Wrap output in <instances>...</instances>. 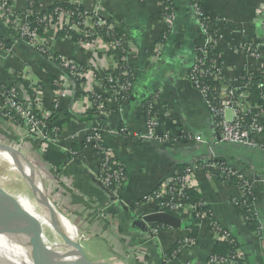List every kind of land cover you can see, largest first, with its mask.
Wrapping results in <instances>:
<instances>
[{"label":"crops","instance_id":"1","mask_svg":"<svg viewBox=\"0 0 264 264\" xmlns=\"http://www.w3.org/2000/svg\"><path fill=\"white\" fill-rule=\"evenodd\" d=\"M27 2L13 0L15 12L24 13L28 9ZM72 3L97 13L123 33L130 47L128 63L134 74V83L129 99L120 110L116 109L113 116L103 117L106 121L80 122L71 118L60 134L47 140L32 133L27 123L16 116L9 119L0 114V134L6 140L3 144L18 150L34 165L38 173H31L42 177L50 208L67 220L73 230L78 228L88 237L82 248L92 261L108 264L115 260L117 264H207L208 254L215 244L211 224L215 221L237 240L247 264H264V152L220 141L200 92L185 78L201 44V32L191 0H172L174 27L171 35L161 41L164 23L159 0H38L31 9L34 13H42L54 4ZM199 6L209 18L226 19L235 24L234 29H225L215 39L211 55L222 65L225 78L235 83L244 69L264 73V50L258 59H249L240 50L243 39L246 42L252 37L258 40L256 33L264 24V0H200ZM240 30L245 32L243 37ZM0 34L4 39L0 40V83L14 91L20 101H30L36 104L40 115L51 116L54 83L62 78L70 89H66L67 95L61 99L56 114L64 119L68 114L82 117L90 113L88 101L82 95L75 98L73 80L60 68L53 55L102 73L113 62L104 42L75 43L68 37L46 34L43 38L49 53L45 55L17 39L4 27L1 19ZM147 101L153 104L158 116V133L169 134L165 143L145 137ZM225 115L232 119L234 112L227 109ZM97 128L102 132L104 144L113 149L125 169L126 179L117 197L100 186L97 174L100 157L82 144L84 138ZM123 129L130 132L132 138L122 134ZM6 133L10 137H6ZM196 137L200 140L197 141ZM74 143H77L76 152L71 151ZM220 163L253 184L254 210L262 226L259 237L239 203L235 182L220 179L210 168L211 164ZM184 167L194 169V187L213 220L208 217L194 219L189 211H184L174 215L181 220L179 229L160 225L154 235V226H147L148 230H145L142 223L138 225L137 214L129 207ZM5 175L6 184L9 175ZM10 176L18 177L15 174ZM26 191L22 188L16 197L10 195L21 205L39 209V218H43L47 225L43 214L50 217L46 209L43 213L32 193L31 197ZM143 208L147 206L139 207L137 212L143 213ZM190 225L197 228V243L180 246L174 256L168 258L166 251L189 237ZM55 235L62 244L66 237ZM134 252L133 258L128 256Z\"/></svg>","mask_w":264,"mask_h":264},{"label":"built area","instance_id":"2","mask_svg":"<svg viewBox=\"0 0 264 264\" xmlns=\"http://www.w3.org/2000/svg\"><path fill=\"white\" fill-rule=\"evenodd\" d=\"M27 1L28 9L24 13L18 14L15 12L13 0H0V19L4 27L17 39L25 41L29 46L45 54L48 52L46 42L44 38L38 34L36 28L31 26V23L28 20V18L34 14L31 7L38 0ZM191 2L201 32V44L197 50L200 56H197L196 54L194 63L190 66L191 69L189 68L186 72L185 78L200 92L211 113L220 141L229 144L258 148L264 152V124L262 123L264 120V110L261 109L249 123L245 118V116L248 117L251 114L253 108L250 101L249 86H253L254 80H258L261 82L257 84V87L264 88V73H253L248 69H244L243 73L249 75V81L247 83H240L239 77L235 83H230L223 74L222 65L219 62L214 61L211 57L215 39L227 29L223 28V25L228 21L226 19L209 18L200 11V0H191ZM72 5L81 7V5L74 3H72ZM161 5V18L164 23V31L162 35L163 39H167L169 35H171L174 27L175 12L174 7H172L171 11L166 13V8L163 4ZM70 16L71 13L69 11L58 7L55 9V16L48 15L43 17L38 23L41 25L43 33H47L48 30L56 31V29L67 28L68 30L74 31L82 38L88 37L90 39V41L81 40L78 43L102 41L106 44L108 53L113 62L112 65L102 73H96L88 67L76 65L67 59H60L59 66L67 73L69 78L80 80L82 96L88 101L90 109H92L94 103H96L97 111L104 117H107L111 106L120 110L121 106L117 103L126 100V98L119 95L127 93L133 87L134 74L128 63V56L130 55L129 44H127L124 56L119 59L122 61L123 67L119 71L120 75L117 76L118 58L115 56L114 51L121 47L120 40L111 42L106 41L103 38L104 36H107L108 30L114 27L110 25V23L107 24L106 20L102 19L93 11L85 14L84 17H81V22L71 21ZM103 30H105L104 35L98 33V31ZM167 32L169 35L166 34ZM240 33L242 37L245 34L244 30H240ZM256 41L257 40L252 37L248 42L244 40L240 46V50L247 52V54L244 55L249 57V59L259 58L260 53H257V49L260 48V45L257 44L256 49H251V46L255 44ZM156 53H158V51ZM207 62H211V67L203 71L202 65ZM206 75L211 78L210 87L204 86L201 83V77ZM1 85L4 84L0 83V86ZM54 85V100L52 105L56 110L60 107L61 99L67 95L66 89H70V86L68 83H65L62 78H58ZM210 92H213L215 95L212 101L208 98ZM0 98L2 109H0L1 115L9 119H13V117L16 116V119L27 123L29 130L32 133H37L44 140L51 139L44 131L45 121L49 116L45 117L40 115V118H37L33 109H36V104H32L30 101H20L16 93L10 90L7 86L2 93L0 92ZM227 109L234 112V117L232 119L226 117L225 112ZM10 112H13L14 114L11 115ZM158 127L159 119L153 109V104L151 103L149 104V110L147 111L146 116L145 137L157 143L167 142L170 138L169 134L158 133ZM101 133L102 132L99 128L94 129L84 138L83 142L85 147L93 150L100 157L97 170L99 181L107 189L113 187L114 190L112 193L117 197L119 189L122 187L126 179V175L124 167L116 162V155L113 149L104 144ZM121 133L126 134V137L132 138L131 133L124 129ZM196 140L199 141L200 138L196 137ZM210 168L214 169L217 176L223 178L222 180H231L232 177L237 180L234 182L239 192V203L246 212L248 223L252 225L259 237L261 235L262 226L258 222V217L254 210L253 201L255 191L253 184L226 166L211 164ZM193 180L194 169L186 167L183 171L178 172L173 178L161 182L154 191L143 197L145 203L140 207L147 206V208H143L145 211L142 212L154 213L163 211L176 215L178 213L182 214L184 211H189L194 219L207 218L208 216L205 214H198V209L195 206L182 201L186 189L192 188L196 190ZM205 206V203L201 204V207ZM209 218L210 217H208V219ZM211 224L215 242L222 241L227 242L228 244H233L235 242L232 239V235L222 229L217 222L212 221ZM152 233L154 235L158 233L157 227H154ZM193 243L194 241L189 237H185L179 242L182 247L191 246ZM134 255H136L135 252ZM244 258L241 248L238 247L233 251H228L223 257L216 258L208 256L207 264H246Z\"/></svg>","mask_w":264,"mask_h":264},{"label":"trees","instance_id":"3","mask_svg":"<svg viewBox=\"0 0 264 264\" xmlns=\"http://www.w3.org/2000/svg\"><path fill=\"white\" fill-rule=\"evenodd\" d=\"M159 1L166 8L165 12L169 13L171 11V8L173 7L171 0H159ZM58 7L69 11L71 13L70 20L73 21V22H81L82 21L81 17H84L85 14L89 13L83 7H78V6H75V5H72V4H54L50 8H48L46 11H43L42 13H34L31 17L28 18V20L31 23V26L36 28L38 34L41 37H44L46 34L55 35V36H58V37H68L72 41H74L75 43H78L81 40L90 41V39L88 37L87 38H82L78 34H76L74 31L68 30L67 28L56 29V31L48 30L47 33H43L42 27L38 23L39 20H41L43 17H46L48 15H52V16L54 15L55 16V9L58 8ZM107 24H109V23L107 22ZM234 25L235 24L233 22H227V23H224L223 28H227V29L231 30V29H234ZM260 27H261V28H259L260 30L257 31V33H256L257 34L256 36L258 37V40L256 41L255 44H253L251 46V49L253 50V49L257 48V44H259V45L261 44L262 45V47L257 49L258 50L257 53H262V51L264 50V24L261 25ZM104 31L105 30L98 31V33L101 34V35H104L105 34ZM166 34H168V32ZM103 38H104V40L111 41V42L120 40L121 47L115 49V51H114L115 56L118 58V60H117L118 70L116 71V75L119 76L120 75L119 71L123 67V63L119 59L122 56H124V54H125V51L127 49L128 40L123 36V33L121 31H119L118 29H116V28H112V29L108 30L107 36H104ZM162 39H163V35L160 38V41ZM0 40L1 41L4 40L3 36L1 34H0ZM243 41H244V39H243ZM241 53L242 54H247V52H245L244 50H242ZM45 54L47 55L48 52H46ZM197 56H200L198 54V52H197ZM53 57H54V59H55V61L57 63H60V59L58 58V56L53 55ZM209 67H211V62L204 63L202 65V68H203L202 70L205 71ZM190 69H191V67H190ZM72 80H73L74 89H75V98L77 99L80 95H82V91H81V88H80V80H78V79H72ZM248 81H249V75H247L245 73H243L240 76V78H239V82L240 83H247ZM260 82L261 81L254 80V85L253 86H249L250 101H251V103L253 105V108L251 110V114L248 117L245 116V118H246L248 123L251 121V119L261 109L264 110V99H263L264 88L257 87V84L260 83ZM201 83L204 86L210 87L211 86V78L209 76H207V75L206 76H202L201 77ZM5 89H6L5 85H1L0 86V92L1 93ZM54 89H55V85H54ZM131 91H132V89L129 90L127 93H123V94L119 95V96H123L124 98H126V100L120 101L117 104H119L120 106L123 105L124 102H126L129 99V97L131 95ZM214 97H215V95H214L213 92H210L208 94V98L211 101L213 100ZM32 99H33V97H32ZM0 101H1V98H0ZM32 104H34V103H32ZM145 108H146V111L149 110L148 101L145 104ZM33 109H34V114L37 116V118H40V114L37 112V110L35 108H33ZM58 109H56V110H58ZM51 110H52V115L49 116L47 118V120L45 121L44 131H45V134L47 136L52 137V138L55 137L56 134L58 135V134L61 133V131L63 130L64 124L69 122L71 118H75V119H77L80 122H82L84 120H86V121H88V120H97V121H100V122L103 121V120L106 121V119L103 118L104 116L101 115L97 111L96 103H94V107L91 109L90 113L87 114L86 116H82V117H79V116H76V115H73V114H68V115H66V117L64 119H61L56 114V112H55L56 110L53 107V105H52V109ZM115 112H116V107L109 110V114H111L112 116L115 114ZM10 114L13 115L14 113L10 112ZM262 123L264 124V120L262 121ZM122 134H124V133H122ZM128 138H130V137H128ZM82 144H84V142ZM71 151H75V152L77 151V143H74V144L71 145ZM77 154H78L77 156L81 157L80 153H77ZM116 162H118L117 158H116ZM218 165L219 166H224L221 163L218 164ZM185 168L186 167L180 168L179 172L183 171ZM124 172H125V169H124ZM220 179H223V178H220ZM231 180L235 181V182L237 181L233 177L231 178ZM108 190H109V192H113L114 188L110 187V188H108ZM144 200H145L144 198L138 199V201H136L135 203H133L129 207V210L132 213H135L139 209V207L143 203H145ZM182 201L185 202V203H188V204H191V205L195 206L198 209V214H205L208 217H210L211 220H213L212 214L207 209V206L201 207V204L203 203V201H202L200 195L198 194L197 190L192 189V188L186 189L185 190V195L182 198ZM159 226L160 225H155L154 227L158 228ZM188 228H190L189 238L192 239V241H194V243H197V236H198L197 228L194 225H190V226H188ZM232 239L235 241L233 244H228L227 242H222V241L215 242V244L213 245V247H212L210 253L208 254V256L209 257L212 256V257H216V258L223 257V256L226 255V253L228 251H233L236 248H238L239 244H238L237 240L233 236H232ZM180 246L181 245L179 243L174 245L170 250L166 251L165 255L168 256V258H172V256H174L173 253L175 251H177L180 248ZM244 261L246 262L245 258H244ZM246 264H247V262H246Z\"/></svg>","mask_w":264,"mask_h":264},{"label":"water","instance_id":"4","mask_svg":"<svg viewBox=\"0 0 264 264\" xmlns=\"http://www.w3.org/2000/svg\"><path fill=\"white\" fill-rule=\"evenodd\" d=\"M0 150L9 154L15 160L14 162L17 165L18 171L22 175L24 181H26V184L28 185L30 192L32 193L36 202L40 204L45 199L49 201L43 179L41 176H39L40 174L38 177L44 188V193L42 195H37L32 178L28 177V175L25 173L23 167L21 166V162L24 163V167L29 169L30 173L36 171L34 165L29 160L24 158L18 150L16 151V149L8 145L0 143ZM36 173H38V171H36ZM100 186L104 189V191L109 192V190L102 184H100ZM23 209L24 208L22 205L12 195L3 192V189L0 187V234L16 235L22 238L26 243L31 256L38 261V264H108L102 261H91L86 258L78 232V238L73 239V255L71 257V262L61 263L60 260H58L45 247L40 246L36 242L32 233L36 236V238H42V240L46 243V246L52 245H49L46 238L44 237L45 231L51 232V234L54 232V234H58L61 237L70 238L71 236L68 235L69 233H66L67 231L63 230L60 224H58L54 219L50 218V220H48L49 225H45L40 219H37L35 215L27 212L25 209L24 211ZM136 221L138 222V225H140L139 223H142L145 230H148L147 226L155 225H162L177 229L181 227V220L179 218L171 213L163 211L154 213H137Z\"/></svg>","mask_w":264,"mask_h":264},{"label":"bare ground","instance_id":"5","mask_svg":"<svg viewBox=\"0 0 264 264\" xmlns=\"http://www.w3.org/2000/svg\"><path fill=\"white\" fill-rule=\"evenodd\" d=\"M0 161L2 162V165L4 163L7 166V169L8 168L10 169L9 171L12 174H15V176H18L19 178L23 179L22 175L18 171L17 165L14 162L15 160L12 158V156L0 150ZM21 166L25 171L23 162H21ZM25 173L28 175V177L32 178V182L35 188L37 185L38 190H36V194L42 195L44 193V190L41 189L43 188V186L39 180V177L37 175H32V173H29L28 171H25ZM39 208L43 213L45 212L46 209L48 216L51 219H54L58 224H60L63 230H66L67 232L66 231L65 232L69 233L68 235L72 237V238L71 237L64 238L65 240L63 239L62 244H60L61 247H52V248L45 247L58 260H60L61 263H70L71 257L73 255L72 254L73 247L71 245L73 244V239H75V237L78 238L76 235V229L74 228L73 230L70 226H68L69 222L63 219L61 216H59L55 212V209L50 208L48 201L46 199L39 204ZM43 216L47 219V221L50 220V218H47L45 214H43ZM79 239L81 240V238ZM0 264H38V261L31 256L26 246V243L23 241L22 238L16 235L0 234Z\"/></svg>","mask_w":264,"mask_h":264},{"label":"rangeland","instance_id":"6","mask_svg":"<svg viewBox=\"0 0 264 264\" xmlns=\"http://www.w3.org/2000/svg\"><path fill=\"white\" fill-rule=\"evenodd\" d=\"M2 123V122H1ZM10 137V135H7V133H6V137ZM3 136H1V134H0V142L1 143H5L6 142V140H3ZM2 140V141H1ZM18 144V142H16V145ZM18 146V148H21V145L19 146V145H17ZM3 168V169H2ZM10 169L8 168L7 169V166L3 163V165L1 164L0 165V187L3 189V192H6V193H8V194H12L14 197H16L17 196V193L18 192H21L22 191V188H25L27 191V194H29L31 197H32V195H31V193H30V190H29V187H28V185L26 184V181H24L23 179H21V178H19V177H12V178H10L11 176H10V174H12L10 171H9ZM8 171V172H7ZM10 172V173H9ZM5 173L7 174L8 173V175H9V180L6 182V184L4 183L5 182V180H7V179H5V178H7V176L5 175ZM1 183H4V185L3 184H1ZM46 194H47V191H46ZM24 195H26L25 193H24ZM24 195L22 196V199H24ZM21 196V195H20ZM48 197V196H47ZM30 200V199H29ZM28 200V197L26 196V201H29ZM21 204V203H20ZM25 204H26V202H25ZM29 206V205H28ZM27 205H23V203H22V207L27 211V212H30L31 214H33V215H35L36 216V218L37 219H43V218H39V209H37V210H35L36 208H34V207H28ZM55 206V205H54ZM56 207V206H55ZM23 209V210H24ZM56 209H57V207H56ZM24 210V211H25ZM137 211H139V210H137ZM136 211V212H137ZM135 212V214H137V213H139V212H137L136 213ZM61 215L62 216H64L62 213H61ZM42 222H43V220H42ZM44 223V222H43ZM47 223V222H46ZM48 224V223H47ZM73 226V225H72ZM77 229V232H78V234H79V237L81 238V244L82 243H84V241L88 238V237H85L81 232H80V230L78 229V228H76ZM54 233V232H53ZM32 235H33V237L35 238V240H36V242L40 245V246H43V247H61L60 246V241H59V236H54V234H51V232H48V231H45L44 232V237L46 238V240H47V242H48V244L49 245H52V246H46V243L42 240V238H36V236L32 233ZM108 238V236L106 237V239ZM132 252V251H131ZM132 254V255H131ZM128 256H132V258L135 256L134 255V253H130V254H128ZM86 258L88 259V260H91L89 257H87L86 256ZM92 261V260H91ZM118 263V261H114V263L113 264H117Z\"/></svg>","mask_w":264,"mask_h":264}]
</instances>
